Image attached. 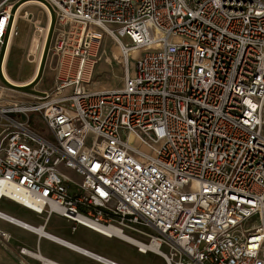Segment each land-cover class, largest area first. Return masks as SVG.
<instances>
[{
	"label": "built area",
	"instance_id": "1",
	"mask_svg": "<svg viewBox=\"0 0 264 264\" xmlns=\"http://www.w3.org/2000/svg\"><path fill=\"white\" fill-rule=\"evenodd\" d=\"M45 2L54 85L17 98L0 87V200L41 218L45 231L58 216L72 233L124 234L165 264H264V0ZM13 27L3 2L0 46ZM104 37L126 67L135 57L120 88L94 90ZM31 114L47 136L33 132ZM0 246L17 264H61L38 244L13 247L1 229Z\"/></svg>",
	"mask_w": 264,
	"mask_h": 264
},
{
	"label": "crops",
	"instance_id": "2",
	"mask_svg": "<svg viewBox=\"0 0 264 264\" xmlns=\"http://www.w3.org/2000/svg\"><path fill=\"white\" fill-rule=\"evenodd\" d=\"M2 2H0V4ZM10 7L14 15L13 32L7 37V39L5 36L4 44L0 46V87L2 88L1 90L3 92V95L7 97L17 98L22 97L24 93L29 94L33 92L45 91L35 89L40 85L41 81L48 82L49 84H51V86L47 89L50 90L54 85L52 74L48 70H46V67L44 66V56L46 49L45 44L47 37L44 41V45L40 53L41 55L39 57L38 63L36 65H33L32 63L34 60V55L31 51V40L34 31L32 25L28 21L23 19L21 16H23L24 13L30 14L34 18H36L40 23L41 19L45 16L47 18V21L44 25V29L47 28L48 33H50L53 27L54 16L51 10L49 9L48 5L46 4L45 0H15V2ZM17 34H19L20 36L21 34H23V39L20 41H16ZM0 212L17 218L14 215L6 213L1 209ZM62 220L65 223H69L64 219ZM32 226L36 227L35 225ZM0 229L7 232L11 236V245L13 247L25 246L30 249H35L37 244L42 239H44L32 231L17 227L1 219ZM49 234L67 243L73 244L78 248H81L85 251L91 252L97 256L106 258L118 264H131L127 260H125L126 258L118 249V240L120 239L106 238L105 236H102L84 227H79V230L77 231V234L74 237L73 235H64L62 237L58 233ZM35 236L37 242L36 245L34 242ZM45 241L47 242L48 240L45 239ZM48 243H50V245H59L51 241H48ZM59 246L63 247L61 245ZM63 248L65 249V251H68V253L72 255L73 259L67 260L65 258L64 260H66L67 262L59 257L51 259L56 260L61 264H100L95 260L87 258L75 251L69 250L65 247ZM136 253L138 252L136 251Z\"/></svg>",
	"mask_w": 264,
	"mask_h": 264
},
{
	"label": "rangeland",
	"instance_id": "3",
	"mask_svg": "<svg viewBox=\"0 0 264 264\" xmlns=\"http://www.w3.org/2000/svg\"><path fill=\"white\" fill-rule=\"evenodd\" d=\"M5 2V5L7 7H10L15 0H0V2ZM2 2V3H3ZM47 21V18L44 16L41 19L40 28L44 29V25ZM34 31V30H33ZM39 36L41 37L45 31L43 30L42 33L37 32ZM46 34V33H45ZM23 39V34L21 36L19 34L16 35V41H20ZM52 33H48L47 40H46V49H45V55L47 49L51 46L52 43ZM45 41V40H44ZM126 42L125 40H123ZM118 47V44L109 39L108 37H104V40L101 44L100 48V58L98 61V64L94 70L92 79H91V88L94 90H106V89H117L122 86L123 83V75L125 72V68H128L129 71H131L132 68V62L135 57V54H131L130 60L126 65H124V62L122 58L116 53V48ZM45 58V56H44ZM33 59V57H32ZM47 70V69H46ZM51 84L48 82H40V85L35 88L36 90H47ZM28 90V89H27ZM30 94H37L38 92H33ZM263 117H264V106H263ZM36 116L34 114L30 115L31 123H32V130L33 132L39 134V135H46L45 129L42 128L39 125V120L35 121L33 117ZM0 116V124L4 123V117L1 118ZM37 117V116H36ZM0 133H2V128L0 127ZM0 209L3 210L6 213H9L11 215H14L15 217L29 223L32 225H40L42 224V219L36 216L35 214L31 213L30 211L24 209L23 207L9 201L6 199L0 200ZM79 230V227H77V230L72 233L70 231V224L65 223L60 217L58 216H52L47 224L46 231L47 233H58L60 236H72L73 237L77 234V231ZM117 240V239H115ZM35 245L36 242V236L34 237ZM41 252L43 255H46L50 258H62L63 260L66 258L67 260L73 259L72 255L68 253V251H65L63 247H60L59 245H50L48 241L46 242L45 239H42L38 243ZM118 249L119 251L124 255L129 263L131 264H164L163 260L159 258L156 255L147 254L142 255L139 253H136L135 248L129 245L128 243H125L123 241L118 240ZM66 261V260H64ZM67 262V261H66ZM0 264H17L14 257L9 255L4 249L0 247Z\"/></svg>",
	"mask_w": 264,
	"mask_h": 264
},
{
	"label": "bare ground",
	"instance_id": "4",
	"mask_svg": "<svg viewBox=\"0 0 264 264\" xmlns=\"http://www.w3.org/2000/svg\"><path fill=\"white\" fill-rule=\"evenodd\" d=\"M45 33L47 31V28L44 29ZM45 33L40 37L38 33H34L33 34V37H32V40H31V51L34 55V60H33V65H36L38 63V60H39V57H40V53L42 51V48H43V45H44V40H45ZM116 53L120 56V58H122L123 60V55H122V50H121V47H117L116 48ZM135 53V51L132 53V55ZM124 64H125V61L123 60ZM0 191H2V189H0ZM10 195H14L16 194V191L15 192H10L9 193ZM17 196H19V194H17ZM23 224H26V225H29L27 223H24L22 222V225ZM88 225H90L92 228L96 229L97 231L101 232L102 234H116L117 235V229L115 228H111V229H106L104 227H100V226H97V225H94V224H91L89 223ZM31 230L32 232H34L35 234L37 235H40L42 237H45L47 235H51L49 233H47L43 228L42 226L39 228V227H34V226H31ZM119 235V234H118ZM53 236V235H51ZM119 239L125 241V242H130V243H135V241L131 238H128L126 235L122 234V235H119Z\"/></svg>",
	"mask_w": 264,
	"mask_h": 264
}]
</instances>
